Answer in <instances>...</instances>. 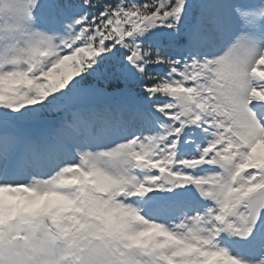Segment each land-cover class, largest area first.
<instances>
[{
  "label": "snow or ice",
  "instance_id": "6c2138e0",
  "mask_svg": "<svg viewBox=\"0 0 264 264\" xmlns=\"http://www.w3.org/2000/svg\"><path fill=\"white\" fill-rule=\"evenodd\" d=\"M0 264H264V0H0Z\"/></svg>",
  "mask_w": 264,
  "mask_h": 264
}]
</instances>
